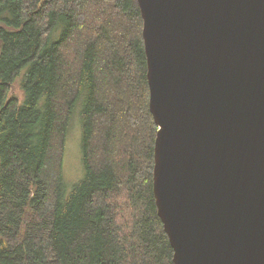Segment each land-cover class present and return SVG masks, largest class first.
Listing matches in <instances>:
<instances>
[{"label":"trees","instance_id":"trees-1","mask_svg":"<svg viewBox=\"0 0 264 264\" xmlns=\"http://www.w3.org/2000/svg\"><path fill=\"white\" fill-rule=\"evenodd\" d=\"M140 15L137 0H0V264L173 263ZM76 109L83 174L69 191Z\"/></svg>","mask_w":264,"mask_h":264},{"label":"water","instance_id":"water-1","mask_svg":"<svg viewBox=\"0 0 264 264\" xmlns=\"http://www.w3.org/2000/svg\"><path fill=\"white\" fill-rule=\"evenodd\" d=\"M172 264H264V0H137Z\"/></svg>","mask_w":264,"mask_h":264},{"label":"rangeland","instance_id":"rangeland-1","mask_svg":"<svg viewBox=\"0 0 264 264\" xmlns=\"http://www.w3.org/2000/svg\"><path fill=\"white\" fill-rule=\"evenodd\" d=\"M23 72V70H22ZM20 72V73H22ZM21 86V76L16 78L11 84L9 95H14L21 101L23 99V90ZM77 111V109H76ZM80 118L78 111L72 115L71 126L68 132L67 138L65 139L64 155H63V171L64 179L68 186L69 191L73 185L82 178L83 164L81 163V126L78 124Z\"/></svg>","mask_w":264,"mask_h":264}]
</instances>
